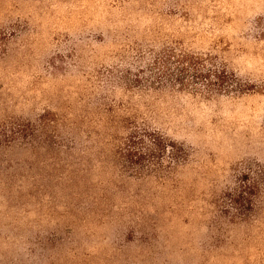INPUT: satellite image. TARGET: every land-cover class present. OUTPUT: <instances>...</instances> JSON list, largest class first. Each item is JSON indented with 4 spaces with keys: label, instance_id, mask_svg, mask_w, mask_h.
I'll return each instance as SVG.
<instances>
[{
    "label": "rangeland",
    "instance_id": "374dc122",
    "mask_svg": "<svg viewBox=\"0 0 264 264\" xmlns=\"http://www.w3.org/2000/svg\"><path fill=\"white\" fill-rule=\"evenodd\" d=\"M167 43L261 91L125 90L140 51ZM46 111L77 143L0 151V264H264V0H0V122ZM136 111L192 150L166 183L103 156L107 118ZM243 170L262 180L256 213L219 225L214 197Z\"/></svg>",
    "mask_w": 264,
    "mask_h": 264
},
{
    "label": "trees",
    "instance_id": "16d2710c",
    "mask_svg": "<svg viewBox=\"0 0 264 264\" xmlns=\"http://www.w3.org/2000/svg\"><path fill=\"white\" fill-rule=\"evenodd\" d=\"M132 67L120 79L125 90L135 93L179 91L211 98L261 91L230 70L217 55L195 52L179 43L163 44L159 49L151 48L146 54L140 51ZM107 121L111 131L108 130L106 139L114 141V147L103 156L119 174L166 183L192 159L189 146L151 126L138 111L128 116L114 115ZM61 122L52 111H46L35 120L5 119L0 122V151L17 147L36 150L44 145L54 150L73 149L78 138L64 134ZM261 181L249 170L238 172L234 183L214 197L217 223L250 222L258 207ZM101 197L106 210L111 203L107 202L106 194ZM119 220L127 224L129 233H135L130 220L121 217ZM141 235L147 239V234L143 232Z\"/></svg>",
    "mask_w": 264,
    "mask_h": 264
}]
</instances>
